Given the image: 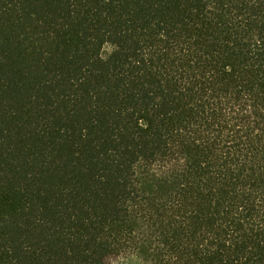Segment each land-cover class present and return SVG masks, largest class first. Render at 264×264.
I'll use <instances>...</instances> for the list:
<instances>
[{
    "label": "trees",
    "instance_id": "trees-1",
    "mask_svg": "<svg viewBox=\"0 0 264 264\" xmlns=\"http://www.w3.org/2000/svg\"><path fill=\"white\" fill-rule=\"evenodd\" d=\"M0 264H264V0H0Z\"/></svg>",
    "mask_w": 264,
    "mask_h": 264
}]
</instances>
